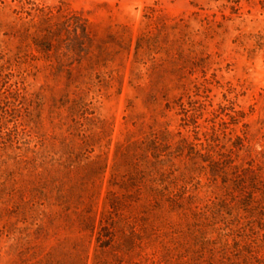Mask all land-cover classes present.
I'll return each instance as SVG.
<instances>
[{"label":"rangeland","instance_id":"1","mask_svg":"<svg viewBox=\"0 0 264 264\" xmlns=\"http://www.w3.org/2000/svg\"><path fill=\"white\" fill-rule=\"evenodd\" d=\"M0 264H264V0H0Z\"/></svg>","mask_w":264,"mask_h":264}]
</instances>
